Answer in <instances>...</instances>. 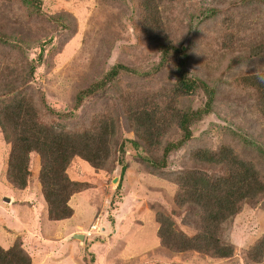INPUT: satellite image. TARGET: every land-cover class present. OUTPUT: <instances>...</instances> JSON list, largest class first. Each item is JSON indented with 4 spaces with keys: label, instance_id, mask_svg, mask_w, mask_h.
Segmentation results:
<instances>
[{
    "label": "rangeland",
    "instance_id": "obj_1",
    "mask_svg": "<svg viewBox=\"0 0 264 264\" xmlns=\"http://www.w3.org/2000/svg\"><path fill=\"white\" fill-rule=\"evenodd\" d=\"M142 1L0 0V104L21 95L61 132L111 131L101 167L80 156L67 166L88 188L70 197L73 214L60 220L46 201L33 207L43 194L39 153L29 155L33 187L16 191L1 179L10 146L0 137V246L21 243L36 264H264V253L247 255L264 235V192L223 224L231 257L170 249L157 232L158 214L172 212L179 229L193 231L175 203L178 173L229 170L196 151L230 148L264 182V84H252L264 78V0H149L144 10ZM179 62L214 93L211 111L189 123L190 138L162 166L164 147L183 138L175 112L208 97L202 87L180 95ZM115 64L131 69L108 77Z\"/></svg>",
    "mask_w": 264,
    "mask_h": 264
},
{
    "label": "trees",
    "instance_id": "obj_2",
    "mask_svg": "<svg viewBox=\"0 0 264 264\" xmlns=\"http://www.w3.org/2000/svg\"><path fill=\"white\" fill-rule=\"evenodd\" d=\"M26 2L30 4L29 0ZM148 4L149 0H143L142 9L148 8ZM168 52L165 47L164 53ZM165 54L163 57H166ZM130 69L124 64H115L108 72V77L116 76L120 70ZM177 71L175 84L176 89L181 92L180 95L202 87L208 97L202 108L175 112L174 117L177 119V125L183 130V138L164 147L160 160L162 166L166 163L168 153L190 138L189 123L211 111L214 93V89L205 81L189 77L182 62L177 64ZM246 79H250V76L246 77L245 81ZM254 79L252 84H264V78L255 76ZM260 89L264 94V88ZM88 92H91L90 88L85 89L82 95ZM99 122L102 126L107 125L105 119ZM146 123L152 126L149 114L146 115ZM0 137L10 146L2 174L5 182L16 191H25L27 187H33L34 181L37 180L31 181L29 155L32 152L33 155L39 153L41 166L38 178L43 194L39 196L34 206L32 200L28 201L34 208L39 205L41 210L43 201H46L50 218L60 220L73 214V209L68 204L70 197L88 188L87 182L69 177L67 166L74 156H80L94 167H101L108 154L102 152L100 148L102 145L106 146L107 140L111 138V131L102 127V132L98 134L85 131L73 134L61 132L38 118V111L31 101L24 96L14 95L13 99L0 104ZM194 156L206 163L226 165L229 170L223 176H212L203 171H184L177 174L179 190L175 195V203L185 208L181 222L193 231L187 233L179 229L171 216L174 212L169 215L159 213L157 232L160 242L176 251L192 249L196 254L204 252L216 258L231 257L234 255L235 246L222 238L223 224L239 212L243 202L252 200L264 192V182L255 167L238 159L230 148L222 147L215 152L199 150ZM263 253L264 235L247 250V255L252 261H259ZM0 264L36 263L32 262L30 254L22 244L16 242L5 249L0 246Z\"/></svg>",
    "mask_w": 264,
    "mask_h": 264
},
{
    "label": "water",
    "instance_id": "obj_3",
    "mask_svg": "<svg viewBox=\"0 0 264 264\" xmlns=\"http://www.w3.org/2000/svg\"><path fill=\"white\" fill-rule=\"evenodd\" d=\"M73 237H77V238H83V234L80 233H74Z\"/></svg>",
    "mask_w": 264,
    "mask_h": 264
},
{
    "label": "crops",
    "instance_id": "obj_4",
    "mask_svg": "<svg viewBox=\"0 0 264 264\" xmlns=\"http://www.w3.org/2000/svg\"><path fill=\"white\" fill-rule=\"evenodd\" d=\"M3 156H4V158H5V154H4V151H3ZM5 160H6V158H5ZM6 164V163H5ZM5 164H4V167H5ZM3 172H4V170H3ZM1 179L5 182V180L3 179V177L1 176Z\"/></svg>",
    "mask_w": 264,
    "mask_h": 264
}]
</instances>
